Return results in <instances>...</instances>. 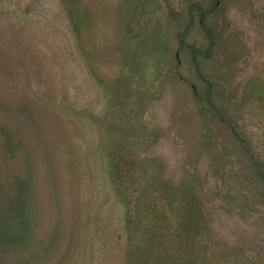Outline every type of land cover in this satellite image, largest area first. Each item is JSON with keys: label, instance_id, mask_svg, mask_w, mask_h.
Segmentation results:
<instances>
[{"label": "rangeland", "instance_id": "rangeland-1", "mask_svg": "<svg viewBox=\"0 0 264 264\" xmlns=\"http://www.w3.org/2000/svg\"><path fill=\"white\" fill-rule=\"evenodd\" d=\"M231 128L264 166V0H0V264H264Z\"/></svg>", "mask_w": 264, "mask_h": 264}, {"label": "trees", "instance_id": "trees-1", "mask_svg": "<svg viewBox=\"0 0 264 264\" xmlns=\"http://www.w3.org/2000/svg\"><path fill=\"white\" fill-rule=\"evenodd\" d=\"M206 14H207V10H199V24L201 29L204 31L206 37L208 38V47L206 49H201V48H192L190 50V55H191V60H192V65L195 69V72L197 73L198 77L200 80H203L204 83L206 84V91L205 94L203 96H200L198 94H195L196 96V100L198 99V106L199 108H203L202 107V103H204L207 108V112L210 113V115H212L214 118H217L219 120L222 121V114L221 111L219 110V108L217 107V105L212 101V87L211 84L209 83V81H207L205 79V77L203 76V74L200 72V68L198 65V57H205V58H209V56L211 55V52L213 50L214 47V37H213V33L211 31V29L209 28V26L206 23ZM180 39H179V43L180 45L183 44V39L182 36L179 35ZM201 101V102H200ZM224 123L226 122L228 125L230 124L228 120L223 119ZM222 121V122H223ZM230 126V125H229ZM232 134L235 137V139L239 142L240 146L242 147L243 151L245 152L249 162L251 163L254 172L257 174V176L259 177L263 187H264V166L260 163V161L258 160L257 156H255V154L251 151L250 146L248 145V140L245 136H240L237 131H235L233 128H231Z\"/></svg>", "mask_w": 264, "mask_h": 264}]
</instances>
